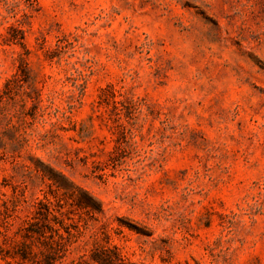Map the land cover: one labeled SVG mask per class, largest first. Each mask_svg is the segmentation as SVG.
I'll return each instance as SVG.
<instances>
[{"label":"rangeland","instance_id":"1","mask_svg":"<svg viewBox=\"0 0 264 264\" xmlns=\"http://www.w3.org/2000/svg\"><path fill=\"white\" fill-rule=\"evenodd\" d=\"M101 250L264 264V0H0V264Z\"/></svg>","mask_w":264,"mask_h":264},{"label":"trees","instance_id":"2","mask_svg":"<svg viewBox=\"0 0 264 264\" xmlns=\"http://www.w3.org/2000/svg\"><path fill=\"white\" fill-rule=\"evenodd\" d=\"M45 206V205H43ZM47 215L43 212H39L41 216H48L49 209L46 208ZM36 222H30L28 226L24 229L23 239L24 241L21 243V247L24 248L23 252H16V255H19L21 259H26L29 254V245L26 243L27 240H31L32 238L40 237L39 239L42 241V243L45 244V246H48L49 250L47 251V254H56L57 248H60L62 246V235L59 234L57 229H53L50 225L44 224L42 225L44 228L43 230H33V226ZM45 230L52 232L50 235H46ZM108 250H101L98 252H94L91 256V261H93L96 264H120L122 262V259L119 257V255L111 256ZM44 254V253H42ZM42 264H53L52 259L48 258V256H43V262ZM82 264H90V262H86L85 260L82 262Z\"/></svg>","mask_w":264,"mask_h":264}]
</instances>
